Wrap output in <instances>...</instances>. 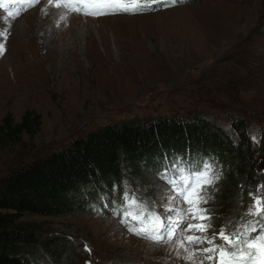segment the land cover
Masks as SVG:
<instances>
[{
    "label": "rangeland",
    "instance_id": "rangeland-1",
    "mask_svg": "<svg viewBox=\"0 0 264 264\" xmlns=\"http://www.w3.org/2000/svg\"><path fill=\"white\" fill-rule=\"evenodd\" d=\"M12 2L0 13V121L11 112L18 122L34 110L42 127L0 152V175L108 122L202 112L226 124V113L239 110L249 128L264 123V0H156L155 10L99 16L55 7L64 0ZM6 83L13 87L7 95ZM139 174L129 195L159 197L165 182L146 169ZM219 186L206 188L201 205L211 215L209 236L221 228L211 208ZM24 221L55 255L74 248L72 239L78 264H187L183 249L130 234L112 209L78 206L67 216L27 214Z\"/></svg>",
    "mask_w": 264,
    "mask_h": 264
},
{
    "label": "trees",
    "instance_id": "trees-1",
    "mask_svg": "<svg viewBox=\"0 0 264 264\" xmlns=\"http://www.w3.org/2000/svg\"><path fill=\"white\" fill-rule=\"evenodd\" d=\"M238 112H227L226 124L202 112L191 118L108 122L9 167L0 175V264H39L38 255L52 264H78L80 250L72 239L74 248L55 255L41 247L24 217H63L78 206L106 213L119 206L126 186L135 187L140 172L155 173L151 170L165 155L180 157L186 166L203 161L219 166L212 215L216 225L234 226L251 202L248 193L264 184V123L252 130ZM41 127L42 116L34 110H26L18 122L8 112L0 121V152L18 147L25 135L36 137ZM104 203L109 206L103 208Z\"/></svg>",
    "mask_w": 264,
    "mask_h": 264
},
{
    "label": "snow or ice",
    "instance_id": "snow-or-ice-1",
    "mask_svg": "<svg viewBox=\"0 0 264 264\" xmlns=\"http://www.w3.org/2000/svg\"><path fill=\"white\" fill-rule=\"evenodd\" d=\"M155 2L80 0V3H72L64 0L63 3L57 2L55 7L99 16L151 11L155 10ZM170 2L175 4L178 0ZM8 15L11 16L12 12ZM2 52L3 44L0 43ZM151 171L166 185L159 188V197L150 199L136 193L130 196V189L126 186L121 194V203L113 206L112 213L119 217L130 234L156 245L176 244L178 249L187 253L183 257L187 264H264V184L257 185L254 192L248 193L251 202L234 226L229 222L227 228L212 229L209 236L210 225L206 221L211 220V215L209 209L201 205L208 203L206 188L214 186L222 176L219 166L208 161L194 167L186 166L180 157L165 155ZM100 198L103 200L102 196ZM108 206V203L103 204V208ZM194 232L201 235L189 234ZM187 245H192V248ZM196 257L201 259L197 262Z\"/></svg>",
    "mask_w": 264,
    "mask_h": 264
},
{
    "label": "bare ground",
    "instance_id": "bare-ground-1",
    "mask_svg": "<svg viewBox=\"0 0 264 264\" xmlns=\"http://www.w3.org/2000/svg\"><path fill=\"white\" fill-rule=\"evenodd\" d=\"M242 1H244V0H242ZM238 2V1H237ZM239 3V2H238ZM242 14V13H241ZM24 31V30H23ZM24 33H25V31H24ZM5 52V51H4ZM6 56V55H5ZM6 80V79H5ZM4 87V88H3ZM3 87H1V88H3V90L5 91L6 89H7V91H5V94L7 95V93H10L11 91L10 90H12L13 89V87H10V86H8V83H6V84H4V86ZM1 91H2V89H0ZM4 93V92H3ZM40 264V263H39Z\"/></svg>",
    "mask_w": 264,
    "mask_h": 264
}]
</instances>
